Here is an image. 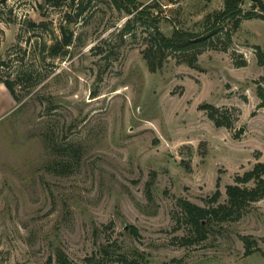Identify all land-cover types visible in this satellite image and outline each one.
Returning a JSON list of instances; mask_svg holds the SVG:
<instances>
[{
	"label": "rangeland",
	"instance_id": "obj_1",
	"mask_svg": "<svg viewBox=\"0 0 264 264\" xmlns=\"http://www.w3.org/2000/svg\"><path fill=\"white\" fill-rule=\"evenodd\" d=\"M40 1L0 0V78H24L20 101L0 90V264H57L59 252L86 264L104 244L118 264L120 253L149 264H264V197L200 242L181 244L187 229L177 221L178 198L207 206L218 188L224 202L235 175L264 162L256 55L264 17L242 19L227 48L221 37L195 68L172 54L150 71L146 21L121 36L129 15L106 0H85L73 43L48 56L70 7ZM139 1L158 3L167 35L201 32L224 8V0ZM254 3L241 8L261 13ZM203 103L227 112L232 127L216 126Z\"/></svg>",
	"mask_w": 264,
	"mask_h": 264
},
{
	"label": "trees",
	"instance_id": "obj_2",
	"mask_svg": "<svg viewBox=\"0 0 264 264\" xmlns=\"http://www.w3.org/2000/svg\"><path fill=\"white\" fill-rule=\"evenodd\" d=\"M38 6H42L40 0H34ZM44 4L53 6L68 5L64 19L59 23L60 37L52 38V42L47 44L48 56H56L64 53L68 46L73 43L74 31L72 24L83 13L85 0H42ZM92 1V0H88ZM114 5L119 12L129 15L124 24L119 29L120 35L127 33L135 34L134 29L137 23L146 21L148 34L142 54L147 62L150 71H156L162 68L164 62L169 56L174 54L180 62H185L191 67H197L198 55L207 48H216L218 39L225 37L226 43L222 49H226L232 39V34L236 31L242 19L257 15L264 17V2L257 0L253 5L259 7L261 13L244 12L241 8L243 0H224V8L208 14L204 21L208 23L206 28L201 31H189L186 29L174 27L170 35L160 27L161 14L156 9L159 7L156 1L143 4L139 0H106ZM72 11H75L72 14ZM231 21L232 29L225 28L224 22ZM41 21L40 24H44ZM31 26H37L34 20H29ZM225 29V30H224ZM258 62L264 66V50L260 47L256 49ZM244 64V62H242ZM13 80L0 78L8 89L14 100L20 101V97L15 90V84L20 83V76ZM19 78V79H18ZM258 95L260 97V106H264V88L258 86ZM206 110L208 116L214 121L216 126H226L231 128L233 123L227 112H222L219 107L211 103H203L200 106ZM251 183V184H250ZM218 185V184H217ZM226 201L219 202L221 195L217 188L214 194L209 198L211 202L207 206L198 205L186 198H178L180 214L177 215V221L185 225L187 233L181 236V244L187 245L204 240L212 225L230 219H239L248 209V207L264 197V162L257 161L253 167L242 174H236L233 183H228L225 187ZM137 232L135 228L132 229ZM245 243V253L252 254L257 248L252 245L249 237L242 236ZM111 252L109 245H101L100 248L90 256L86 257V264H118V262H109L107 255ZM117 261L126 264H149L147 261L138 258H128L123 254H118ZM57 264H71L69 258L63 253L57 254Z\"/></svg>",
	"mask_w": 264,
	"mask_h": 264
},
{
	"label": "crops",
	"instance_id": "obj_3",
	"mask_svg": "<svg viewBox=\"0 0 264 264\" xmlns=\"http://www.w3.org/2000/svg\"><path fill=\"white\" fill-rule=\"evenodd\" d=\"M1 86H2V84L0 83V90H1V91H4L3 88H2ZM4 99H5V104L7 105V104H8V101H9V96H8V95L5 96Z\"/></svg>",
	"mask_w": 264,
	"mask_h": 264
},
{
	"label": "water",
	"instance_id": "obj_4",
	"mask_svg": "<svg viewBox=\"0 0 264 264\" xmlns=\"http://www.w3.org/2000/svg\"><path fill=\"white\" fill-rule=\"evenodd\" d=\"M254 2H256L257 0H253Z\"/></svg>",
	"mask_w": 264,
	"mask_h": 264
}]
</instances>
